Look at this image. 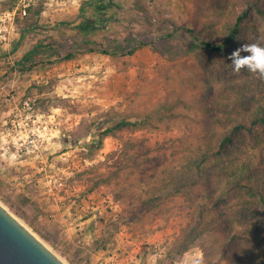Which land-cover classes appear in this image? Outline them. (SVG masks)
I'll return each instance as SVG.
<instances>
[{
	"label": "rangeland",
	"instance_id": "1",
	"mask_svg": "<svg viewBox=\"0 0 264 264\" xmlns=\"http://www.w3.org/2000/svg\"><path fill=\"white\" fill-rule=\"evenodd\" d=\"M19 2L0 0V13ZM29 2L0 42V202L67 264H185L197 255L214 264L213 245L179 257L205 187L165 185L206 145L201 67L183 55L181 37H168L195 25L194 0ZM178 99L190 107L101 144L116 121ZM154 196L155 206L141 207Z\"/></svg>",
	"mask_w": 264,
	"mask_h": 264
},
{
	"label": "trees",
	"instance_id": "2",
	"mask_svg": "<svg viewBox=\"0 0 264 264\" xmlns=\"http://www.w3.org/2000/svg\"><path fill=\"white\" fill-rule=\"evenodd\" d=\"M194 4L195 25L176 26L168 34L183 39V55H196L205 86L198 105L204 112L206 145L165 184L177 193L205 187L179 239V257L193 246L201 245L207 253L213 245L219 253L214 264L225 259L226 264H264V79L243 69L233 72L229 59L243 44L264 41V0H194ZM35 23L29 22V28ZM77 29L88 27L78 24ZM73 57L74 53L66 55ZM179 103L190 107L183 99L164 101L163 110L158 106L116 121L100 133L101 144L118 130L144 128L154 117L179 115L174 110ZM159 199L149 198L141 207L150 209Z\"/></svg>",
	"mask_w": 264,
	"mask_h": 264
},
{
	"label": "water",
	"instance_id": "3",
	"mask_svg": "<svg viewBox=\"0 0 264 264\" xmlns=\"http://www.w3.org/2000/svg\"><path fill=\"white\" fill-rule=\"evenodd\" d=\"M0 264H67L0 202Z\"/></svg>",
	"mask_w": 264,
	"mask_h": 264
},
{
	"label": "clouds",
	"instance_id": "4",
	"mask_svg": "<svg viewBox=\"0 0 264 264\" xmlns=\"http://www.w3.org/2000/svg\"><path fill=\"white\" fill-rule=\"evenodd\" d=\"M229 59L233 72L240 73L243 69L264 79V41L243 44L230 54ZM185 264H203V257L197 255L191 260L186 259Z\"/></svg>",
	"mask_w": 264,
	"mask_h": 264
},
{
	"label": "built area",
	"instance_id": "5",
	"mask_svg": "<svg viewBox=\"0 0 264 264\" xmlns=\"http://www.w3.org/2000/svg\"><path fill=\"white\" fill-rule=\"evenodd\" d=\"M29 5V0H20L18 6L0 13V36L2 37L0 42H2L3 39H6L4 31H8L9 28L13 29L15 27L17 14H21L23 16L27 14V8ZM25 105L27 108H32V102L30 100H26Z\"/></svg>",
	"mask_w": 264,
	"mask_h": 264
},
{
	"label": "crops",
	"instance_id": "6",
	"mask_svg": "<svg viewBox=\"0 0 264 264\" xmlns=\"http://www.w3.org/2000/svg\"><path fill=\"white\" fill-rule=\"evenodd\" d=\"M94 58H93V60H94V63L96 64V63H98V60L96 59L95 60V56H93Z\"/></svg>",
	"mask_w": 264,
	"mask_h": 264
}]
</instances>
